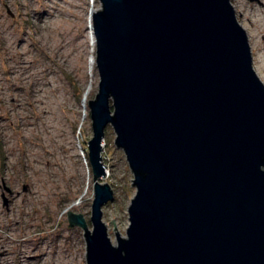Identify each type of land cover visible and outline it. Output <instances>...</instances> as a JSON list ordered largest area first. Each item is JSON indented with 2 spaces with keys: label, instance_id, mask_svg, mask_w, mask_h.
<instances>
[{
  "label": "water",
  "instance_id": "obj_1",
  "mask_svg": "<svg viewBox=\"0 0 264 264\" xmlns=\"http://www.w3.org/2000/svg\"><path fill=\"white\" fill-rule=\"evenodd\" d=\"M99 3L92 229L67 213L83 230L86 264H264V84L232 3ZM108 128L136 192L114 243L102 219L114 193L100 183Z\"/></svg>",
  "mask_w": 264,
  "mask_h": 264
},
{
  "label": "rangeland",
  "instance_id": "obj_2",
  "mask_svg": "<svg viewBox=\"0 0 264 264\" xmlns=\"http://www.w3.org/2000/svg\"><path fill=\"white\" fill-rule=\"evenodd\" d=\"M230 3L262 81L264 0ZM99 7V0H0V264H86L83 230L69 226L67 213L91 218L87 102L98 88L91 15ZM114 137L108 128L100 181L114 193L102 209L113 243L115 233L125 238L136 193Z\"/></svg>",
  "mask_w": 264,
  "mask_h": 264
},
{
  "label": "bare ground",
  "instance_id": "obj_3",
  "mask_svg": "<svg viewBox=\"0 0 264 264\" xmlns=\"http://www.w3.org/2000/svg\"><path fill=\"white\" fill-rule=\"evenodd\" d=\"M259 16H262L259 14ZM261 19V18H260ZM263 19V18H262ZM261 22V21H260ZM262 79V82L264 83V76L260 77Z\"/></svg>",
  "mask_w": 264,
  "mask_h": 264
},
{
  "label": "built area",
  "instance_id": "obj_4",
  "mask_svg": "<svg viewBox=\"0 0 264 264\" xmlns=\"http://www.w3.org/2000/svg\"><path fill=\"white\" fill-rule=\"evenodd\" d=\"M103 146H104V143H103ZM104 164V163H103Z\"/></svg>",
  "mask_w": 264,
  "mask_h": 264
},
{
  "label": "trees",
  "instance_id": "obj_5",
  "mask_svg": "<svg viewBox=\"0 0 264 264\" xmlns=\"http://www.w3.org/2000/svg\"><path fill=\"white\" fill-rule=\"evenodd\" d=\"M88 159V158H87Z\"/></svg>",
  "mask_w": 264,
  "mask_h": 264
}]
</instances>
